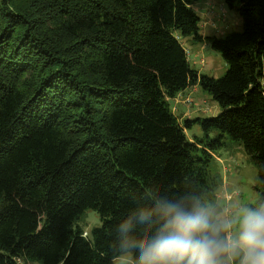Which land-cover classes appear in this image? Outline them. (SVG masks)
Masks as SVG:
<instances>
[{
    "label": "trees",
    "instance_id": "obj_1",
    "mask_svg": "<svg viewBox=\"0 0 264 264\" xmlns=\"http://www.w3.org/2000/svg\"><path fill=\"white\" fill-rule=\"evenodd\" d=\"M197 1L0 0V264H137L131 245L167 234L158 200L222 220L211 152L227 138L254 160L264 207V0H222L242 31L220 38L200 33ZM181 36L207 39L224 75L192 69ZM194 85L220 112L181 123L168 100ZM191 122L215 137L187 140Z\"/></svg>",
    "mask_w": 264,
    "mask_h": 264
},
{
    "label": "rangeland",
    "instance_id": "obj_2",
    "mask_svg": "<svg viewBox=\"0 0 264 264\" xmlns=\"http://www.w3.org/2000/svg\"><path fill=\"white\" fill-rule=\"evenodd\" d=\"M193 7L200 18L199 28L202 36L224 37L231 33L242 31V19L236 9L227 6L222 0H199ZM180 43L187 52L189 64L199 74L219 78L224 75L227 65L221 53L211 47L207 39L195 41L190 36H181ZM171 111L175 116L185 120L197 118H211L220 112V106L199 85L188 87L168 100ZM187 140L195 139L207 141L215 137L206 133L197 122H191L185 128ZM219 149H213V171L219 176L221 186L217 192L216 202L222 206L220 218L235 216L243 208L255 209L257 201L256 185L258 184V171L254 160L247 154L242 145L230 139ZM98 213L87 209L81 215L79 225L84 235L90 237L93 228L100 226ZM235 235V231H233ZM115 264H133L130 253L115 258ZM16 264H41L37 261L17 260Z\"/></svg>",
    "mask_w": 264,
    "mask_h": 264
},
{
    "label": "clouds",
    "instance_id": "obj_3",
    "mask_svg": "<svg viewBox=\"0 0 264 264\" xmlns=\"http://www.w3.org/2000/svg\"><path fill=\"white\" fill-rule=\"evenodd\" d=\"M154 212L165 221L167 234L133 243L139 253L137 264H220L225 255L239 257V264H264V207L243 208L217 222L203 207H188L183 200H158ZM153 214L141 210L138 219L147 222ZM119 230L126 235L130 225L123 223Z\"/></svg>",
    "mask_w": 264,
    "mask_h": 264
},
{
    "label": "bare ground",
    "instance_id": "obj_4",
    "mask_svg": "<svg viewBox=\"0 0 264 264\" xmlns=\"http://www.w3.org/2000/svg\"><path fill=\"white\" fill-rule=\"evenodd\" d=\"M193 9H194V7H193ZM195 10V9H194ZM188 57V56H187ZM178 117V116H177ZM179 119V118H178ZM180 122H182L181 120H179Z\"/></svg>",
    "mask_w": 264,
    "mask_h": 264
},
{
    "label": "crops",
    "instance_id": "obj_5",
    "mask_svg": "<svg viewBox=\"0 0 264 264\" xmlns=\"http://www.w3.org/2000/svg\"><path fill=\"white\" fill-rule=\"evenodd\" d=\"M179 120H181V118H179Z\"/></svg>",
    "mask_w": 264,
    "mask_h": 264
}]
</instances>
